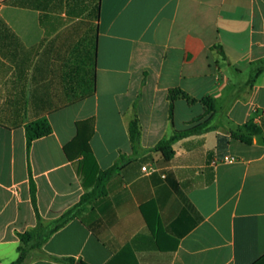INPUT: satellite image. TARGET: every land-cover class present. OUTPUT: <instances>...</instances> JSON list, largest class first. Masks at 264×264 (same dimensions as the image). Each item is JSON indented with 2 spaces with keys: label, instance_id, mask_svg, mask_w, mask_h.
<instances>
[{
  "label": "crops",
  "instance_id": "1",
  "mask_svg": "<svg viewBox=\"0 0 264 264\" xmlns=\"http://www.w3.org/2000/svg\"><path fill=\"white\" fill-rule=\"evenodd\" d=\"M117 162L25 264H264V0H0V264Z\"/></svg>",
  "mask_w": 264,
  "mask_h": 264
},
{
  "label": "trees",
  "instance_id": "2",
  "mask_svg": "<svg viewBox=\"0 0 264 264\" xmlns=\"http://www.w3.org/2000/svg\"><path fill=\"white\" fill-rule=\"evenodd\" d=\"M182 97L186 100L188 98L183 95L181 92H170L168 95L169 100L172 102L176 96ZM208 99H203L202 103L206 105ZM210 112V111H209ZM206 110V113L194 121L190 122V127L188 129L182 131H174L173 134L167 138L160 141L157 146L155 147V151L159 152L164 160H169L172 158L173 152L171 149V145L178 139L188 136L193 133L200 132L203 127L208 125V122L211 117L207 118L201 125H194L202 120L204 117L207 116L209 113ZM25 136H26V144L29 148L30 144L41 137L47 136L51 133V128L49 123L46 119H37L34 121L27 122L24 125ZM129 139L131 142L132 147H135L138 143L139 139V127L136 120L130 122L128 127ZM233 138H236L244 143L250 142V137L240 136L237 134H232ZM89 152V151H88ZM119 170V163H115L112 167L104 170L98 171L97 177L95 179L94 186L91 191L85 192L79 202L65 212L61 217L57 220L52 221L49 225L44 226L42 223L37 219L36 226L28 230L24 233L18 234L19 244L17 246V258L15 261L9 264H25L26 257L28 253L32 250H37L42 247V245L48 240V238L62 228L67 222L76 218L78 214L85 208L86 204L90 203L91 201L95 200L98 197H101L105 194V183ZM30 193L32 197V202L34 203V187L31 186ZM58 261L64 264H73V260L70 258L67 259H58Z\"/></svg>",
  "mask_w": 264,
  "mask_h": 264
},
{
  "label": "built area",
  "instance_id": "3",
  "mask_svg": "<svg viewBox=\"0 0 264 264\" xmlns=\"http://www.w3.org/2000/svg\"><path fill=\"white\" fill-rule=\"evenodd\" d=\"M224 160L227 161V162H233L234 158L229 157V158H225ZM143 170H145V168H143Z\"/></svg>",
  "mask_w": 264,
  "mask_h": 264
},
{
  "label": "water",
  "instance_id": "4",
  "mask_svg": "<svg viewBox=\"0 0 264 264\" xmlns=\"http://www.w3.org/2000/svg\"><path fill=\"white\" fill-rule=\"evenodd\" d=\"M77 264H80V263H77Z\"/></svg>",
  "mask_w": 264,
  "mask_h": 264
}]
</instances>
